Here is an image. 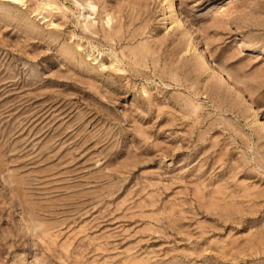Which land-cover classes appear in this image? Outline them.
I'll return each instance as SVG.
<instances>
[{"label":"rangeland","instance_id":"374dc122","mask_svg":"<svg viewBox=\"0 0 264 264\" xmlns=\"http://www.w3.org/2000/svg\"><path fill=\"white\" fill-rule=\"evenodd\" d=\"M0 264H264V0H0Z\"/></svg>","mask_w":264,"mask_h":264}]
</instances>
